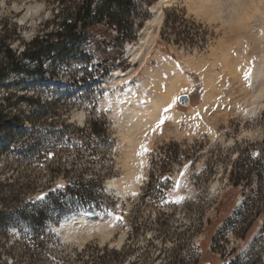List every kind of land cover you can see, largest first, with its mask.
<instances>
[{
  "label": "rangeland",
  "instance_id": "1",
  "mask_svg": "<svg viewBox=\"0 0 264 264\" xmlns=\"http://www.w3.org/2000/svg\"><path fill=\"white\" fill-rule=\"evenodd\" d=\"M76 2L0 0V45L17 55L34 36L52 30L63 8ZM167 11L178 22L161 36ZM156 12L160 17L153 21ZM128 24L131 41L104 39L100 49L88 41L50 52L42 60L45 75H5L0 108L9 118L23 116L24 124L22 134L9 124L0 129V147L8 137L13 140L0 149V264L15 259V264H264V105L243 113L251 89L221 60L225 49H230L229 65L234 56L243 57L241 73L247 76L248 67L264 59V33L257 25L244 34L220 29L204 0H133ZM147 25L151 47L142 60L133 59L128 50ZM157 56L171 59L190 77L188 88L176 95H187L189 102L176 99L180 116H165L152 132L132 190L124 178L129 122L115 102L135 95L144 104L155 97V83L146 75ZM6 62L0 51V65ZM84 72V80H78ZM210 74L217 79L215 101L203 111L197 105L203 101V77ZM29 98L35 103L28 104ZM192 107L197 113L188 114ZM48 124L78 129L91 124L99 132L68 133L67 142L29 159L34 139L25 131ZM21 146L28 147L23 155ZM74 155L76 167L104 174L110 204L47 220L45 247H36L25 228L6 222L16 218V206L42 199L51 182L61 186L62 170ZM112 179L119 180L108 183ZM74 212H88L91 219L68 224L65 219Z\"/></svg>",
  "mask_w": 264,
  "mask_h": 264
},
{
  "label": "trees",
  "instance_id": "2",
  "mask_svg": "<svg viewBox=\"0 0 264 264\" xmlns=\"http://www.w3.org/2000/svg\"><path fill=\"white\" fill-rule=\"evenodd\" d=\"M133 0H78L69 7L63 8L62 17L52 30L37 34L30 40L28 47L22 49L17 55L12 52L8 45H0L3 57L6 63L0 65V87L3 85L7 72L13 74L29 75L37 72L45 75L42 66V60L48 56L50 52H64L71 46H79L83 43L91 41L95 43L97 49H100V43L105 41H131L134 31L128 24L130 4ZM170 12V11H169ZM168 11L165 14L162 33L163 36L166 29H175V23L178 22L173 13ZM139 26V24L137 25ZM114 32V33H113ZM181 34V33H179ZM102 37V38H101ZM102 60L106 58L101 56ZM88 73L84 72L78 80L83 81L82 76ZM49 76L53 75L48 74ZM7 99V98H6ZM28 104L35 103L31 98L25 99ZM9 124L14 128L15 132H20L19 128L24 124L23 116L17 115L9 118L7 113L0 108V129ZM88 127V128H87ZM83 126L78 129L67 124H59V126L42 127L31 125L28 131H25L26 138L34 139L33 144L28 145L32 148L29 159L41 157V154L60 141H68L67 134L75 132H84L88 129L91 134L99 132L93 125ZM22 134V131L20 132ZM66 137V138H65ZM13 140L8 137L2 144L0 149L11 146ZM27 146H21L18 150L20 154H24ZM27 155V154H25ZM35 155V157H33ZM57 159H59L57 157ZM56 159V160H57ZM78 156L74 155L69 160V168L62 170L63 184L56 185L55 181L50 183L47 191L42 195L36 203L25 202L21 207H17L19 211L15 212L16 218H9L7 224H19L22 228L32 235V241L36 247L43 248L48 239V233L44 231L47 220L61 218L66 213L82 209V210H103L106 209L111 201L110 196L104 193L102 176L104 174L93 173L91 166L76 167L75 160ZM59 170H51L50 172H58ZM72 174L71 176H69ZM96 182H99L100 194L102 199L97 198L95 192ZM15 200V197H14ZM20 208V209H19ZM7 218L12 212L7 213ZM11 219V220H10ZM40 237V239H39ZM38 241V242H37ZM17 260L12 261L15 264Z\"/></svg>",
  "mask_w": 264,
  "mask_h": 264
},
{
  "label": "bare ground",
  "instance_id": "3",
  "mask_svg": "<svg viewBox=\"0 0 264 264\" xmlns=\"http://www.w3.org/2000/svg\"><path fill=\"white\" fill-rule=\"evenodd\" d=\"M159 17L160 13L156 12L153 21L158 20ZM256 25L260 28V31L264 33V22H257ZM152 38L149 37L147 25L139 34V43L134 42L128 50L129 56H132L133 59L141 58L142 60L151 47L150 44L152 43ZM262 46L264 47V41L262 42ZM229 50L230 49H225L222 51L221 60L224 63V66L228 67L232 75L242 80L246 79L247 86L251 89V95L249 99L250 101L248 100L249 102L245 105L246 108L243 113H255L264 105V77L257 76L256 74L258 65L264 62V59H262V62L259 61L251 64V66L248 67L247 76H242L243 74L241 72H243L242 69L244 68L241 67V63L243 62H241V60L243 57L241 59L239 56H234L235 62L232 65H229ZM156 58L157 64L152 70H149L146 75L148 80H152L155 83L157 88V94L155 97L146 99L144 104H142L139 103L138 96L129 94L130 96L124 102H115V106H119L120 112H123L126 115V121L129 122L127 133L125 135L126 150L124 153V163L126 172L124 178L128 179L129 187L132 190L134 189L133 186L135 181L141 175V167L145 161L144 156L146 149H142L141 145L147 147V141L150 136H152V132H155L158 129L156 123L161 116L164 118L165 116L171 118H177L180 116L181 112L176 108L175 98L178 93L188 88V82L190 80V77L171 59L162 58L161 56H157ZM165 75H167V77H165ZM216 80V76L211 74L203 77L205 90L203 93V101L197 105L198 109H205L203 111H206V107L214 103ZM169 105H172V107L169 108ZM165 109H167V111H165ZM193 113L197 112L196 109L192 107L189 109L188 114ZM118 180L112 179L108 183H114ZM212 187L216 190L218 182L216 181L213 183ZM86 219H91L90 213L74 212L67 216L65 220L68 224H71L73 221H81L83 223L82 220Z\"/></svg>",
  "mask_w": 264,
  "mask_h": 264
},
{
  "label": "clouds",
  "instance_id": "4",
  "mask_svg": "<svg viewBox=\"0 0 264 264\" xmlns=\"http://www.w3.org/2000/svg\"><path fill=\"white\" fill-rule=\"evenodd\" d=\"M211 10V19L220 29L233 33H248L257 22H264V0H204ZM264 77V62L256 69Z\"/></svg>",
  "mask_w": 264,
  "mask_h": 264
},
{
  "label": "snow or ice",
  "instance_id": "5",
  "mask_svg": "<svg viewBox=\"0 0 264 264\" xmlns=\"http://www.w3.org/2000/svg\"><path fill=\"white\" fill-rule=\"evenodd\" d=\"M37 7H39V6H37ZM21 23H23V21H21ZM175 99H179L178 97L177 98H175ZM172 107V105H169V108H171ZM165 111H167V109H165ZM165 123V118L163 117V116H161L160 117V119L157 121V123H156V127L157 128H159V127H161V125H163ZM244 135H249L248 133H244ZM141 148L142 149H146V147H145V145H141ZM146 151H147V149H146ZM51 155V154H50ZM133 195H137V193H133Z\"/></svg>",
  "mask_w": 264,
  "mask_h": 264
},
{
  "label": "water",
  "instance_id": "6",
  "mask_svg": "<svg viewBox=\"0 0 264 264\" xmlns=\"http://www.w3.org/2000/svg\"><path fill=\"white\" fill-rule=\"evenodd\" d=\"M178 98L179 99L177 100V102L179 104L186 105L189 102V98L187 95H179Z\"/></svg>",
  "mask_w": 264,
  "mask_h": 264
}]
</instances>
